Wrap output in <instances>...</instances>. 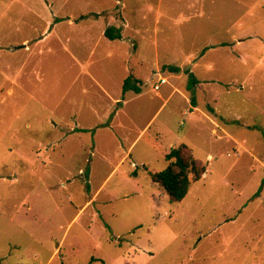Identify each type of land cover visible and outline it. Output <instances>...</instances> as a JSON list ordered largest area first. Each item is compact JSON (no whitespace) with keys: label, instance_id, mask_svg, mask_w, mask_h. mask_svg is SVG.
I'll return each instance as SVG.
<instances>
[{"label":"rangeland","instance_id":"374dc122","mask_svg":"<svg viewBox=\"0 0 264 264\" xmlns=\"http://www.w3.org/2000/svg\"><path fill=\"white\" fill-rule=\"evenodd\" d=\"M0 264H264V0H0Z\"/></svg>","mask_w":264,"mask_h":264},{"label":"trees","instance_id":"16d2710c","mask_svg":"<svg viewBox=\"0 0 264 264\" xmlns=\"http://www.w3.org/2000/svg\"><path fill=\"white\" fill-rule=\"evenodd\" d=\"M106 36L115 39L122 37L121 31L116 27H109L105 31ZM173 70H178L173 67ZM138 82L134 76H130L125 80L124 90L134 87L138 92L141 88L133 86L132 81ZM195 81H192L194 83ZM197 82V81H196ZM192 103L196 104V98L192 99ZM168 162L165 169L160 172L151 173L154 181L160 183L172 202L182 201L188 194L191 184L200 180L207 172V165L197 159L192 149L185 143L177 147H173L166 155Z\"/></svg>","mask_w":264,"mask_h":264},{"label":"built area","instance_id":"2783aa9c","mask_svg":"<svg viewBox=\"0 0 264 264\" xmlns=\"http://www.w3.org/2000/svg\"><path fill=\"white\" fill-rule=\"evenodd\" d=\"M166 83H167V79L164 78V77H161V78L159 79L158 83H156V84L154 85V89H155L156 91H159L160 88H161V86L164 85V84H166Z\"/></svg>","mask_w":264,"mask_h":264},{"label":"crops","instance_id":"0c3cea01","mask_svg":"<svg viewBox=\"0 0 264 264\" xmlns=\"http://www.w3.org/2000/svg\"><path fill=\"white\" fill-rule=\"evenodd\" d=\"M105 35H106V34H105ZM166 79H167V78H166ZM195 105H196V107H195V108H196V109H198V108H197V101H196V104H195ZM208 118H210V116H209V115H208ZM85 206H86V205H85Z\"/></svg>","mask_w":264,"mask_h":264}]
</instances>
